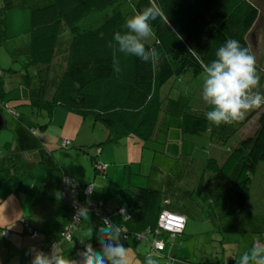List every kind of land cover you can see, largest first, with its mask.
I'll return each instance as SVG.
<instances>
[{
	"label": "trees",
	"instance_id": "obj_1",
	"mask_svg": "<svg viewBox=\"0 0 264 264\" xmlns=\"http://www.w3.org/2000/svg\"><path fill=\"white\" fill-rule=\"evenodd\" d=\"M151 3H154L161 12L155 21L150 22L154 35L153 42L145 41L146 48L154 47L160 53V59L155 64L144 63L137 57L121 53L118 47L110 46L114 44L112 37L115 32L123 33L127 30L126 21L129 17L151 6ZM151 3L150 0L6 1L4 6L0 7V40L6 34V7L24 6L30 10L27 63L43 66L48 72L58 64L56 56L60 28L66 26L71 35L65 69L51 92L47 89L46 82L40 81L38 93L34 97L33 95L29 97V105L33 111L36 114L44 113L50 121L57 107L61 106L83 117L91 116L95 122L100 123L107 132L106 142L117 144L126 135H134L142 141H147L153 137L159 122L162 104L160 90L163 85L181 75L190 74L196 77L202 73L203 65L216 58V51L227 39L238 40L248 49L245 37L258 17V8L250 0H151ZM256 71L262 82L264 75L257 66ZM48 92L49 98L46 99L45 95ZM5 93L0 83V113L2 107L7 106L4 104ZM210 110L211 107L206 105L202 111H184L181 114V131L192 136L207 134L210 140L227 144L236 131L228 124L216 126L208 122L206 113ZM49 121L40 124L39 127L42 130L46 129ZM3 122L4 128L6 125L4 119ZM31 130L35 133L33 129ZM63 142L64 140L60 142L61 148L67 149L70 145L73 147L70 141L67 144ZM81 148V145L78 146V149ZM230 151L231 154L222 165L213 158L208 159L205 165V169L214 175L215 190L229 191L233 200L232 210L218 213L221 217L232 216L233 210L237 213L244 211L254 175L259 164L264 163V109L258 116L253 132L241 139L235 147L230 148ZM100 152L101 148L97 147V153L89 156L95 170L96 164H102L97 161ZM19 158L11 151L3 156L4 164L9 171V180L13 182L24 173ZM51 161L52 164L55 163ZM101 173L104 175L105 170ZM65 176L64 173L60 175L61 191L62 179ZM76 183L80 188L73 195L76 200L74 197L73 199L62 197L64 205L70 209L67 222L49 242L45 253L54 243L59 244L60 251L61 244L71 242L73 234L78 231L83 217L72 224L74 211L71 203L84 205L91 203L90 194L84 195L82 189L92 183ZM204 186L201 176L197 188L202 190ZM99 203L100 208L106 205L112 207L113 212L109 214V219L111 215H120L123 218V223L116 227L120 228L125 236L130 234L144 238L150 235L149 243L155 237L158 215L161 211L168 210L184 216L177 212L176 206L179 203L173 201L164 190L142 186L121 187L115 195L114 204L100 200L95 202L97 205ZM120 209H123L122 214L118 212ZM92 214L103 225L100 218L94 212ZM21 219L18 222L26 231L27 222L24 218ZM233 221L234 219L230 218L226 224L219 225V222L215 223L211 219L214 229L222 234L232 231ZM110 222L112 223L111 219ZM68 226H71L69 240L62 235ZM34 230L41 235L39 230ZM160 235L171 236L163 231ZM38 238L30 239L37 241ZM164 251L165 246L162 252ZM164 256L168 258L167 255ZM181 259L187 264L220 262V260L212 262V258L203 256L198 257L196 261Z\"/></svg>",
	"mask_w": 264,
	"mask_h": 264
},
{
	"label": "rangeland",
	"instance_id": "obj_2",
	"mask_svg": "<svg viewBox=\"0 0 264 264\" xmlns=\"http://www.w3.org/2000/svg\"><path fill=\"white\" fill-rule=\"evenodd\" d=\"M6 1L11 0H0V7ZM250 1L258 8V17L246 36V43L250 54L255 57L256 66L264 74V0ZM5 29V37L0 40V83L6 91L4 104L8 108L4 106L1 109L6 125L0 131V174L5 172L3 156L12 147H20L22 138H36L39 133H44L46 139L53 140L52 146L47 145L50 149L46 154L48 159L58 162L62 168L81 178H90L92 185L94 183L102 188L111 179L115 187L118 183L120 187L131 185L164 190L173 201L182 206L188 219L187 230L176 236L165 237L159 234L158 238L164 240V252L151 251L148 241L150 235L139 238L128 234L126 240L122 239L121 242L129 250L131 264H145L147 256L157 259L158 264H187L181 258L196 261L201 256L212 258V262L220 260L219 264L236 263L235 259L244 251L250 250L254 243H264V163L259 164L254 175L246 208L241 213L233 210L232 216L218 215L231 211L233 200L229 191L215 190L214 175L205 169L206 161L210 158L222 165L231 154L230 148L253 132L264 104L246 112L241 120L228 124L236 133L229 138L227 144L210 140L207 134H183L180 128L181 114L184 111H202L207 104L201 94L204 72L196 77L181 75L169 80L160 90L162 104L159 122L151 139L142 141L134 135H126L117 144L109 143L106 142V129L91 116L83 117L60 106L49 121L44 113L36 114L29 105V97L38 93L40 81L46 82L47 89L51 92L65 69L71 42L68 28L62 26L59 30L56 56L58 64L48 72L43 66L27 63L30 41L29 8L11 5L6 7ZM153 40L152 33L146 42L152 43ZM253 91L264 95V78ZM49 92L45 95L46 99L49 98ZM46 121L49 123L42 130L39 125ZM74 138L77 139V145ZM66 139L73 147L70 145L67 149L61 148L60 142ZM80 145L82 148L78 149ZM97 147L101 148L97 161H107L109 167L107 180L100 182L98 179L106 178L94 169V163L89 157L97 153ZM201 176L205 186L198 190ZM74 199L76 200L75 197ZM95 202L97 201H91L92 204ZM86 213L87 218H91L96 229H99L100 222L95 223L92 212ZM230 218L234 219L231 232L222 234L214 229L211 219L224 225ZM2 241L0 239V264H4L6 259L4 249L1 252ZM86 242L93 245L92 240ZM95 243H98L97 239ZM98 248L99 244L96 249Z\"/></svg>",
	"mask_w": 264,
	"mask_h": 264
},
{
	"label": "clouds",
	"instance_id": "obj_3",
	"mask_svg": "<svg viewBox=\"0 0 264 264\" xmlns=\"http://www.w3.org/2000/svg\"><path fill=\"white\" fill-rule=\"evenodd\" d=\"M160 15V9L151 3L126 21L125 32L113 34L114 44L110 46L118 47L121 53L137 57L144 63L155 64L160 59V53L154 47L146 48L145 41L152 36L150 22ZM203 72L201 94L203 101L211 107L206 113V119L211 124L220 126L237 122L246 112L264 104V95L253 91L260 82L255 57L238 40L227 39L216 51V58L203 65ZM80 217L87 218L85 210L81 209L74 219L79 220ZM93 235L89 229L86 237L80 239L83 250L77 253L78 259L66 258L58 250L59 244L54 243L48 253L35 246L30 248L27 253L32 256L30 264H131L129 250L121 242L127 237L120 228L105 219L96 233L98 250L90 242L86 243ZM235 261L236 264H264V243H254ZM145 264H158V260L147 256Z\"/></svg>",
	"mask_w": 264,
	"mask_h": 264
},
{
	"label": "crops",
	"instance_id": "obj_4",
	"mask_svg": "<svg viewBox=\"0 0 264 264\" xmlns=\"http://www.w3.org/2000/svg\"><path fill=\"white\" fill-rule=\"evenodd\" d=\"M262 75L264 74L262 73ZM41 139H43V142H41ZM51 142L53 140L46 139L44 133H40V136H36V138H22L19 142L20 147L11 148V153L14 149L16 155L20 157L19 163L24 169V173L16 182L9 180V171L3 161L5 172L0 174V228L3 229L0 231L8 229L7 231L10 232V236L6 239L0 233V239L3 240L1 246L4 247H1V252L5 251L6 254L4 264H30L32 256L27 254L28 250L35 246L37 249L46 252L49 242L57 236L60 229L67 222L70 209L64 205L61 195L59 179L62 173L79 183H89L91 180L90 178H81L74 172L62 168L56 161L55 165L52 164V161L46 155L47 151H50L47 145L52 146ZM74 142L76 145L78 144L76 138H74ZM106 162L99 160V163L105 165V175L103 176L106 178L98 179L99 182L107 180V168L109 167ZM95 181H97V178ZM121 186L124 187V185ZM119 187L118 183L115 187L111 179L107 180L102 188L93 183L89 199L114 204L115 195L121 188ZM73 197V195L72 197L69 196L70 199ZM178 206H176L177 212L183 214L186 218L182 206L179 204ZM21 218L26 220L27 225L41 232L37 241H31L24 227L18 222ZM110 219L116 226L123 223V218L120 215H111ZM92 221L91 218H82L79 229L73 234L71 242L61 244L60 251L66 258L78 259L77 253L83 250L80 239L86 237L89 229L94 233L91 239L93 241L92 246L93 248L97 247L98 243H95V241L98 229ZM94 221L95 223L98 222L95 218ZM187 222L188 219L186 218L183 230L178 234L185 233ZM102 226L100 223V228Z\"/></svg>",
	"mask_w": 264,
	"mask_h": 264
},
{
	"label": "built area",
	"instance_id": "obj_5",
	"mask_svg": "<svg viewBox=\"0 0 264 264\" xmlns=\"http://www.w3.org/2000/svg\"><path fill=\"white\" fill-rule=\"evenodd\" d=\"M67 143L68 140H64L63 144H67ZM96 170L99 172H103L105 170V166H103L102 164H96ZM92 186L93 185H89L85 187V189H82L84 195L88 196L91 193ZM77 188H79V185L71 178L65 176L62 179L61 195L63 198L66 199L67 197L76 194L78 192ZM71 204L73 206V211H74L72 217V224L76 223L77 220H75L74 217H77L79 215V211L81 209L85 210L86 212L89 210L94 212L95 215L98 216L100 220L103 222V224L105 219L110 221L109 214L113 212L112 207L109 205L104 206V208L102 207L100 208L99 206H101V203H99L98 205L92 204L90 202H88V204L86 203L87 205L77 204V203H71ZM118 212L122 214L123 209H120ZM184 224H185L184 216L170 212L168 210L161 211L160 214L158 215L155 237H153L150 241L152 251L162 252L164 250V240L158 238V235L161 233V231H163L166 234L174 236L175 234L180 233L183 230ZM25 226H26V232L29 234L31 239H35L39 237V233L37 231L30 228L29 225L27 224ZM70 227L71 226H68L65 233H62L63 237H65L67 240L70 239ZM2 235L4 238H7L10 235V232L4 230L2 232ZM50 250L51 247L47 250V253L50 252Z\"/></svg>",
	"mask_w": 264,
	"mask_h": 264
},
{
	"label": "water",
	"instance_id": "obj_6",
	"mask_svg": "<svg viewBox=\"0 0 264 264\" xmlns=\"http://www.w3.org/2000/svg\"><path fill=\"white\" fill-rule=\"evenodd\" d=\"M3 125H4V122H3L2 115L0 113V131L3 129Z\"/></svg>",
	"mask_w": 264,
	"mask_h": 264
}]
</instances>
